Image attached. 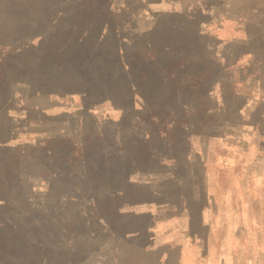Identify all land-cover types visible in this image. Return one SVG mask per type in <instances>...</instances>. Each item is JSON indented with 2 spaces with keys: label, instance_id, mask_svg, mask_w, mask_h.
Masks as SVG:
<instances>
[{
  "label": "rangeland",
  "instance_id": "obj_1",
  "mask_svg": "<svg viewBox=\"0 0 264 264\" xmlns=\"http://www.w3.org/2000/svg\"><path fill=\"white\" fill-rule=\"evenodd\" d=\"M0 264H264V0H0Z\"/></svg>",
  "mask_w": 264,
  "mask_h": 264
},
{
  "label": "trees",
  "instance_id": "obj_2",
  "mask_svg": "<svg viewBox=\"0 0 264 264\" xmlns=\"http://www.w3.org/2000/svg\"><path fill=\"white\" fill-rule=\"evenodd\" d=\"M144 260H145V259H144V258H142V259H141L139 262H145Z\"/></svg>",
  "mask_w": 264,
  "mask_h": 264
}]
</instances>
